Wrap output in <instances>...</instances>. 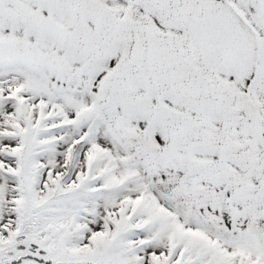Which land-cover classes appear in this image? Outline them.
I'll return each instance as SVG.
<instances>
[{
  "label": "snow or ice",
  "instance_id": "snow-or-ice-1",
  "mask_svg": "<svg viewBox=\"0 0 264 264\" xmlns=\"http://www.w3.org/2000/svg\"><path fill=\"white\" fill-rule=\"evenodd\" d=\"M0 264H264V0H0Z\"/></svg>",
  "mask_w": 264,
  "mask_h": 264
}]
</instances>
